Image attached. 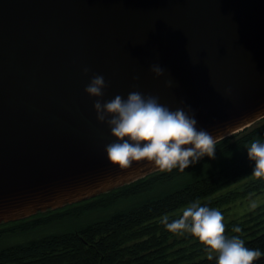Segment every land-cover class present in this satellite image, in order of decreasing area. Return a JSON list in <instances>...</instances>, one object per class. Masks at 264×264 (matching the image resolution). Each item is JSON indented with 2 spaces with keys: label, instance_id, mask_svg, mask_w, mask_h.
I'll return each mask as SVG.
<instances>
[{
  "label": "water",
  "instance_id": "water-1",
  "mask_svg": "<svg viewBox=\"0 0 264 264\" xmlns=\"http://www.w3.org/2000/svg\"><path fill=\"white\" fill-rule=\"evenodd\" d=\"M134 91L218 139L264 117V0H0V223L158 170L107 157L94 102Z\"/></svg>",
  "mask_w": 264,
  "mask_h": 264
},
{
  "label": "trees",
  "instance_id": "trees-1",
  "mask_svg": "<svg viewBox=\"0 0 264 264\" xmlns=\"http://www.w3.org/2000/svg\"><path fill=\"white\" fill-rule=\"evenodd\" d=\"M257 140L264 143V117L218 139L214 158L204 156L183 171L158 169L95 196L1 222L0 238L53 229L0 246V264H217L218 255L209 259L194 235L172 233L162 222L179 219L196 201L222 213L229 238L264 253V200H258L264 177L252 174L255 164L247 155Z\"/></svg>",
  "mask_w": 264,
  "mask_h": 264
},
{
  "label": "clouds",
  "instance_id": "clouds-1",
  "mask_svg": "<svg viewBox=\"0 0 264 264\" xmlns=\"http://www.w3.org/2000/svg\"><path fill=\"white\" fill-rule=\"evenodd\" d=\"M90 69L85 68L87 74ZM156 77H161L165 69L159 64L151 65ZM172 86V81H168ZM107 87L102 75H94L85 87L92 97H103ZM97 119L107 123L117 142L106 145L109 161L121 169L132 167L133 163L147 161L161 171L174 168L185 170L204 156L214 158L216 142L208 131L197 128V120L191 107L188 111L178 108L175 111L159 103V97H145L140 92L128 94L127 99L116 95L112 100L94 102ZM248 158L254 162L252 174L264 177V143L253 141L247 148ZM172 233L189 232L203 243L211 253L218 255L217 264H254L264 253L249 249L239 237L229 238L226 233L222 213L199 201L187 206L179 219L162 221ZM234 231L239 232V228Z\"/></svg>",
  "mask_w": 264,
  "mask_h": 264
},
{
  "label": "rangeland",
  "instance_id": "rangeland-1",
  "mask_svg": "<svg viewBox=\"0 0 264 264\" xmlns=\"http://www.w3.org/2000/svg\"><path fill=\"white\" fill-rule=\"evenodd\" d=\"M258 200L259 201L264 200V195L260 196L258 198ZM95 216H96V212L95 213H90V214L87 215V217H89V218L90 217H95ZM41 228H36V229H33V230H29L28 232L20 233V234H17L16 236H14V235H9L11 237L4 236V237L0 238V246H3V245L8 244V243L15 242V241H18V240L27 239L28 237L36 236L38 234L51 231L50 229H53L52 226L41 227Z\"/></svg>",
  "mask_w": 264,
  "mask_h": 264
}]
</instances>
